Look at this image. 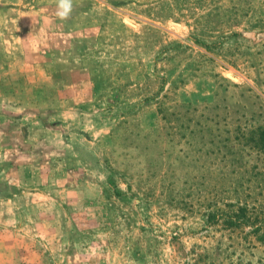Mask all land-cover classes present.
Segmentation results:
<instances>
[{
    "label": "rangeland",
    "instance_id": "1",
    "mask_svg": "<svg viewBox=\"0 0 264 264\" xmlns=\"http://www.w3.org/2000/svg\"><path fill=\"white\" fill-rule=\"evenodd\" d=\"M259 124L264 0H0V264H264Z\"/></svg>",
    "mask_w": 264,
    "mask_h": 264
},
{
    "label": "trees",
    "instance_id": "2",
    "mask_svg": "<svg viewBox=\"0 0 264 264\" xmlns=\"http://www.w3.org/2000/svg\"><path fill=\"white\" fill-rule=\"evenodd\" d=\"M243 138L247 140V146L256 152L258 157L264 156V124L255 125L251 128L247 127V134H243ZM257 176L264 175V165L255 166ZM260 168V169H259ZM262 172V173H261ZM264 181V179H263ZM233 215L223 217L222 220L225 224L231 227L250 228L249 235L253 236L258 242L264 245V204H258L257 200L241 204L237 209H233ZM219 222V215L216 212H211L208 216L207 223L216 224Z\"/></svg>",
    "mask_w": 264,
    "mask_h": 264
}]
</instances>
